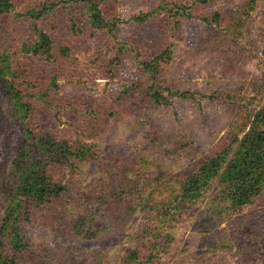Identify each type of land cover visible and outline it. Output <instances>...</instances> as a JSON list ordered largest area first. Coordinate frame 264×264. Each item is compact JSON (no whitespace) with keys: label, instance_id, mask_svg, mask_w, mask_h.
<instances>
[{"label":"rangeland","instance_id":"374dc122","mask_svg":"<svg viewBox=\"0 0 264 264\" xmlns=\"http://www.w3.org/2000/svg\"><path fill=\"white\" fill-rule=\"evenodd\" d=\"M163 1L191 6L192 16L182 19L179 37L160 29L157 19L140 27L122 24L118 34L140 52H145L140 49L143 46L156 51L163 41L174 42L172 59L162 64L164 81L160 84L184 92L186 97L169 96L161 89L170 104L147 105L144 92L152 83L131 56L124 57L113 72H107L101 63L93 62L98 54L97 38L87 30L69 31L71 54L60 57L54 52L55 63H42L40 77L35 75L45 80L50 75L56 77L57 87L51 91L57 107H43L41 118L54 137L72 145L80 142L95 146L98 155L114 164L119 162L120 179L132 178L134 184L145 179L172 185L177 178L183 179L219 143L239 132V126L246 121L241 107L244 101L259 92L264 94V0H256L253 5L249 0H214L200 7L193 5V0H111L109 10L126 19L150 11ZM25 5L21 0L13 12L7 13V20L0 22V37L7 41L23 37L27 26L22 19L15 21L13 14L18 10L25 12L27 2ZM213 13L218 14L217 21L207 22L200 17ZM64 20L69 22L67 17ZM111 45L108 40L109 57L117 52ZM132 80L135 89L118 100L119 89ZM0 110L1 163L6 155L5 137L11 135L14 139L18 133L7 98L1 92ZM56 158L58 161L46 160L48 174L65 186L56 206L66 218L82 207L85 198L100 190L102 177L98 165L91 161L61 152ZM149 190L139 193L146 197ZM163 192H156V196ZM204 206L201 203L172 222L173 228L168 229L173 233L170 250L161 263L160 259L155 261L157 264H264L261 253L250 252L248 236L240 239L243 233L263 224L261 213L257 212L262 197L245 205L232 221L228 218L209 225L201 224ZM40 217L36 215L27 226L32 242L45 243L51 255L59 252L64 264H122L127 248L139 246L147 252L135 236L141 223L139 216H132L117 235L92 239L74 236L57 223H43ZM242 220L248 222L240 223ZM204 235L216 243L215 249L201 239ZM200 250L211 253L199 257L196 254ZM20 261L55 264L51 259L38 263L32 255Z\"/></svg>","mask_w":264,"mask_h":264},{"label":"trees","instance_id":"16d2710c","mask_svg":"<svg viewBox=\"0 0 264 264\" xmlns=\"http://www.w3.org/2000/svg\"><path fill=\"white\" fill-rule=\"evenodd\" d=\"M20 1L0 0V22L7 20V13L13 12ZM212 1L193 0L192 4L200 7ZM255 1L249 0V3L253 5ZM26 2L25 12L18 10L13 14L17 17L15 21L22 19L27 26L23 37L11 41L0 37V92L7 98L11 120L18 129L14 139L11 135L5 137L6 155L0 163V264H21L20 259L27 255H32L38 263L51 259L55 264H64L59 252L51 255L45 243L32 242L27 226L38 214L43 223H57L74 236L88 239L117 235L132 216H139L141 223L135 236L139 243L143 242L147 252H142L139 246L127 248L122 264H157L155 261L159 259L161 263V258L170 250L173 233L168 229L173 228V221L180 220L201 203L205 204L200 219L202 225L228 218L232 221L256 197H262V206L257 212L261 213L263 224L243 233L240 239L248 236L250 252L264 256L263 92L250 96L241 105L246 121L239 126V132L231 133L211 155L200 160L191 173L183 179L177 178L172 185L159 180L151 183L144 179L134 184L132 178L120 179L119 162L114 164L98 155L93 145L80 142L72 145L67 140H58L51 128L41 121L43 107H57L51 91L57 84L56 77L51 75L47 80L39 79V66L55 63L54 52L60 57L71 54L69 31L82 33L87 30L97 38L98 54L92 59L101 63L107 72H113V67L124 57L131 56L152 83L144 92L147 105H168L167 95L186 97L184 92L160 84L164 81L162 64L172 59L174 42L163 41L156 51L143 46L140 49L145 52H140L122 40L118 32L122 24L140 27L157 19L160 29L167 31L169 36L179 37L182 19L192 16L191 6L163 1L150 11L125 19L109 10L111 0H22L24 5ZM200 17L207 22L217 21L218 14ZM108 40L117 50L110 57L106 53ZM134 81L122 85L118 100L135 89ZM161 89L166 90L167 95ZM58 152L97 164L102 177L100 190L85 198L82 207L66 218L56 206L65 186L49 176L46 161H58L54 159ZM146 188H150V195L142 197L139 191ZM163 190L165 192L156 196V192ZM237 226L244 229L241 224ZM209 238L201 237L209 248L215 249L216 243ZM208 252L211 253L200 250L196 255L202 257L209 255Z\"/></svg>","mask_w":264,"mask_h":264}]
</instances>
